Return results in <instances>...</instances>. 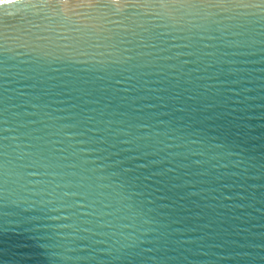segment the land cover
Returning <instances> with one entry per match:
<instances>
[{
    "label": "water",
    "instance_id": "95a60500",
    "mask_svg": "<svg viewBox=\"0 0 264 264\" xmlns=\"http://www.w3.org/2000/svg\"><path fill=\"white\" fill-rule=\"evenodd\" d=\"M0 264H264V0L0 1Z\"/></svg>",
    "mask_w": 264,
    "mask_h": 264
},
{
    "label": "clouds",
    "instance_id": "9594fccd",
    "mask_svg": "<svg viewBox=\"0 0 264 264\" xmlns=\"http://www.w3.org/2000/svg\"><path fill=\"white\" fill-rule=\"evenodd\" d=\"M113 3H117L118 4L119 3V0H113Z\"/></svg>",
    "mask_w": 264,
    "mask_h": 264
},
{
    "label": "built area",
    "instance_id": "2783aa9c",
    "mask_svg": "<svg viewBox=\"0 0 264 264\" xmlns=\"http://www.w3.org/2000/svg\"><path fill=\"white\" fill-rule=\"evenodd\" d=\"M0 1H6V0H0Z\"/></svg>",
    "mask_w": 264,
    "mask_h": 264
}]
</instances>
